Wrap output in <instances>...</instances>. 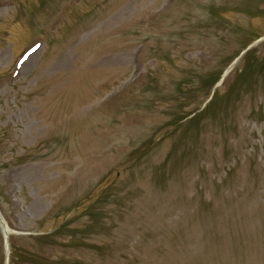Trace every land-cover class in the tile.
<instances>
[{
    "label": "rangeland",
    "instance_id": "374dc122",
    "mask_svg": "<svg viewBox=\"0 0 264 264\" xmlns=\"http://www.w3.org/2000/svg\"><path fill=\"white\" fill-rule=\"evenodd\" d=\"M0 213V264H264V0H0Z\"/></svg>",
    "mask_w": 264,
    "mask_h": 264
},
{
    "label": "water",
    "instance_id": "95a60500",
    "mask_svg": "<svg viewBox=\"0 0 264 264\" xmlns=\"http://www.w3.org/2000/svg\"><path fill=\"white\" fill-rule=\"evenodd\" d=\"M0 224H1L2 228L4 229V234H5L6 241H7L8 240L7 234L9 232L8 225H7L6 221L4 220L3 216L1 215V213H0ZM7 245H8V243H7Z\"/></svg>",
    "mask_w": 264,
    "mask_h": 264
}]
</instances>
